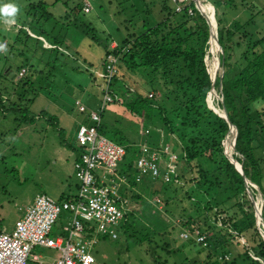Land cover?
Returning a JSON list of instances; mask_svg holds the SVG:
<instances>
[{"label": "trees", "instance_id": "1", "mask_svg": "<svg viewBox=\"0 0 264 264\" xmlns=\"http://www.w3.org/2000/svg\"><path fill=\"white\" fill-rule=\"evenodd\" d=\"M223 2L230 4L232 0H223ZM149 3L151 6H157L154 16L149 10L151 6L146 8L153 18L152 23L142 18L140 30L125 34L113 48L106 47L111 39L104 36L105 44L102 43L101 46L102 56L98 68L92 67L89 63H87L88 67L80 68L81 65L74 60L73 54L67 53L65 48L66 52L61 50L62 41L54 34L57 28V31H61L66 38L67 31L76 32L78 27H81V23L85 25V29L93 31L81 18H76L78 15L86 14L81 10L80 2L72 7H67V3L64 2L63 7L66 10L58 16H53L42 0L26 4L24 9L26 19L20 23V27L23 25L27 27L19 28L12 34L10 47L17 48L18 45H22L26 53L29 50L35 53V48L39 49L44 55V60L41 63L42 68L34 72L35 76L43 75V79L47 70L65 66L68 58L71 59L72 70H77L83 79L88 78V87L94 88L95 92L99 91L100 94L98 104L96 102L94 108L86 107V111L99 107L103 85H108V91L113 98L112 104L121 107L122 112L126 111L131 116L139 117L144 126L143 132L146 129H157L160 136L158 143H148L146 139L140 142L157 146L163 138L168 142L171 137L173 143L169 142V148L178 156L174 162L177 166L176 181L164 183L158 188L149 186L152 185L153 180L148 177L135 182L134 162L142 152L140 142L127 138L114 140L109 136L110 127L115 123L113 113L110 110L106 111L104 106L98 110L100 122L97 131L114 143L124 146L125 152L118 166V172L126 176L133 188V190L129 189L132 199L139 198L137 195L139 190L147 197L157 194L165 201L164 209L171 216L172 228L178 227L179 224L188 228H191L190 224L194 225L206 235L209 246L214 249L224 250L225 245L232 242V238L237 240L236 244L243 241L240 245L245 259L250 264H264V241L255 226L253 208L246 195L244 181L224 155V152L228 155L232 147L228 142L230 128L228 129L225 119L206 105V98L207 104L210 100L211 81L209 68L206 69L203 58L209 26L191 3L183 6L179 11L174 10L175 4L171 0H151ZM204 6L212 12L216 22L217 43L222 50L219 57V66L222 69L219 92L227 119L236 128L235 136L232 127L235 136L234 151L241 156L239 158L234 155L233 159L240 163L244 177L261 190L263 202L260 212V232L264 234V189L261 186V173L264 168V31L256 30L254 34L258 36L252 38L247 28V21L244 24L234 23V26L227 27L222 24L211 0L209 5L204 4ZM188 8L191 9L190 14L187 12ZM121 10L124 14V7ZM74 19L79 23L82 22L78 26L70 25V21ZM126 19L124 23L128 26L134 16L130 13ZM58 21L61 22L59 26H57ZM240 29V37L244 38L243 48L239 50L237 58L232 60L234 49L240 47L239 41L232 42V39ZM94 36H91L93 41H95ZM108 54L116 58L114 62L116 73L107 82L103 70ZM214 60L216 75L219 70L216 53ZM23 66L24 63L20 62L13 67L14 75L6 77L8 87L4 86V89L7 91L8 88L9 91L4 96L0 93V104H2L0 111H4L3 104L7 103L9 105L5 109L7 112L16 113L19 122L31 124L33 117H29L26 108L20 103L23 95L18 92L29 89L33 86V81L24 79L23 74L19 76L15 73L24 70ZM27 68L32 70V65H28ZM85 71H88L86 78L82 75ZM126 74H130L133 78L131 76L129 78ZM2 76L4 74H0V77ZM218 80L219 77L216 76L213 88H217ZM150 91L152 96L147 97ZM28 100L31 101V98ZM79 113L83 114V122L88 124L86 112ZM13 118L15 120V116ZM53 119L52 115L46 116L48 122ZM115 131L119 133L118 130ZM200 162L210 166L208 169H203ZM135 186H138L137 190ZM145 205L147 211L146 202ZM232 208H235L236 212H231L227 218H224V215L220 218ZM128 213L127 215L131 217L132 214ZM142 217L148 221L153 230L167 225L156 213H144ZM174 217H179L178 224L172 219ZM218 220L220 225L216 227L215 221ZM136 225L137 222L134 223L128 216L116 230L120 228L123 234L132 236L135 233L133 235L135 236L141 232L136 231ZM248 251L257 259H253ZM225 253L227 252L221 250L220 255ZM213 262L219 264L220 261Z\"/></svg>", "mask_w": 264, "mask_h": 264}, {"label": "rangeland", "instance_id": "2", "mask_svg": "<svg viewBox=\"0 0 264 264\" xmlns=\"http://www.w3.org/2000/svg\"><path fill=\"white\" fill-rule=\"evenodd\" d=\"M36 1L39 0H0V6L11 3L19 9L15 24H6L3 18H0V38H2L0 44L6 46L5 50L0 51V74H4V76L0 77V93L3 96L8 93L9 89L7 88V91L4 89V86L8 87V78L6 77L14 75L12 72L14 70L13 67L20 62L24 63L23 68L25 71L20 70L21 73L23 72V76L25 75L24 79L33 81V86L29 89H23V92H18L20 95H23L20 103L26 108L29 117H33L31 124L19 122L16 113L7 112L5 110L9 106L7 103L3 104L4 111H0V229H10L14 220L23 214L24 208L31 203L35 194L44 192V194L56 199L60 182L64 185L62 187H70V193L74 192L73 185L77 183L72 167L73 158L77 154V151L75 152L76 149L74 150V135L78 124L80 122L84 123L83 114L77 110L74 100L78 99L86 107L91 106L93 108L98 104V98L100 97L99 91L95 92L94 88L88 87V78L83 79V76L77 70H72L73 61L71 59L68 58L65 66L51 71L47 70L48 72L47 74L45 73L46 76L44 75L43 79V75L35 76L34 72L40 69V67L42 68L41 63L44 60V55H42L39 49L35 48V53H31L30 50L26 53L25 47L22 45H18L17 48L15 46L10 47L12 34L17 32L19 28L25 29L27 27L26 25L20 27V23L26 19L24 15L25 5ZM42 1L47 4V10L53 16H58L66 10L63 7L64 2L67 3V7H72L75 3H83L84 1L90 4L91 10L86 14L78 15L76 18H81L83 23L93 30L92 32L85 29V25L81 23L82 21L80 22L81 27H78L76 32H71V34L67 31L68 36L66 38L62 35L61 31H57V28L54 31L56 38L62 41L60 43L61 50L63 49V52L67 50V53L73 54L74 60L77 61L78 65H81L80 68L88 67L87 63L92 67H99L102 56L101 46L105 44L103 41L104 36L110 37L111 40L107 43L106 47L112 48L125 34L139 31L140 20L142 18L146 21H151L153 19L152 16H154L157 10V6L150 5L149 2L151 0ZM211 2L215 12L219 13L218 17L222 20L223 25L232 27L234 23L244 24L247 21V28L252 38L258 36L256 33L254 34L256 30L264 31V0H232L230 4L223 2V0H211ZM148 6H151L149 10L152 16L147 12L146 8ZM122 7L125 9L124 14L121 10ZM73 13L75 14V10H73ZM130 13L134 16V19H131L129 25L126 26L124 22L127 21L126 17H129ZM59 23L61 22L58 21L57 26H59ZM80 23L76 19L70 21V25L75 24L78 26ZM240 32L241 29L234 34V38L232 39V42L239 41L240 43V47L234 49L235 52L233 53L232 60L237 58L239 50L243 48L244 38L240 37ZM92 35H95V41L92 40ZM211 43L213 45L211 51L214 52L216 46L214 42ZM52 46L56 47L55 45ZM218 52L219 55H216V57L218 56L219 70L214 76L213 81L216 76L220 77L222 75V69L219 66L220 50ZM206 53L208 52L206 51ZM210 56L208 54V58L205 59L204 52L207 70V61L209 60V63L212 61ZM30 64L32 65V70L27 68ZM43 70H46V68H43ZM18 72L15 73L18 75ZM87 74L88 71L82 72L85 78ZM126 75L129 78L131 76L130 74ZM134 75L137 76L138 74L134 73ZM131 77L133 78V76ZM219 88V84L217 88L214 87L215 97L213 98L214 102L221 109L220 102H222V97L219 93ZM94 93L96 94L94 95ZM30 98L31 101L28 100ZM215 103L213 104L216 105ZM105 108L106 111L110 110L113 113V120H115L113 121L115 123L112 124L109 130V136H112L114 140L127 138L138 142L142 139H146L148 143L156 144L159 142L160 136L157 129H146L143 132L144 126L140 122L139 117L131 116L126 111L122 112L121 107L115 106L112 103L106 104ZM48 115L54 116L51 122L46 120V116ZM166 142L164 138L161 141L162 144ZM169 142L170 144L173 143L171 137H169L166 143L168 147L170 145ZM228 142L230 143L229 138ZM234 155L239 158L241 157L234 151L233 147L232 157ZM200 164H202L203 169H208L210 166L203 162H200ZM191 174L193 175V172ZM164 183L168 182L162 183V181L153 180L152 185L149 186L158 188L164 185ZM248 185V189L251 192L254 191L252 195L255 198L257 207L260 202L262 206L263 196L261 190L253 183ZM261 186L264 189V168L261 173ZM137 187L135 186L136 190L138 189ZM66 192L67 190L62 195L63 199L68 198L65 196L73 194L65 195ZM130 193L131 191L127 192V200L130 202L129 209L131 211L129 213L132 216L127 215V217L129 216L130 220L134 223L137 222L136 231L140 230L141 232L138 235L133 236L134 233L132 236H129L126 233L123 234L119 228V230L117 229L118 231L115 230V238H111L108 234L93 232L91 235H88L86 233L85 238L93 240L89 244V251L94 258L92 264H214V260H219V264H250L243 256L244 251L242 246L236 244L235 239L232 238V242L229 245H225L224 250L210 247L207 241L208 238L205 239L204 244L195 242L194 236L193 238L182 239L178 235L181 225H178L179 228L176 226V228H172L170 226L171 216L165 211V201L159 195L153 194V196L147 197L139 190L137 191L139 198L132 199ZM246 195L249 198L247 192ZM145 202L147 203V211H145ZM233 211L236 212V209L232 208L229 212L222 214L220 218L223 215L224 218H227ZM144 213H156L167 225L164 228L161 227L153 230L148 221L143 219L142 215ZM67 214L64 211L59 213L51 229L52 236L63 235L61 227L65 224L64 217ZM177 218L179 217L172 219H176L177 221ZM84 224L92 225L90 222ZM219 225V220L215 221V226L218 227ZM190 227L196 228V226L191 224ZM221 250L227 252L225 253L227 258L220 255ZM32 252L39 254L40 260L45 262L55 260L60 254L55 249L40 246H35Z\"/></svg>", "mask_w": 264, "mask_h": 264}, {"label": "built area", "instance_id": "3", "mask_svg": "<svg viewBox=\"0 0 264 264\" xmlns=\"http://www.w3.org/2000/svg\"><path fill=\"white\" fill-rule=\"evenodd\" d=\"M171 1L175 4V11L191 3L199 12L201 5H209L210 2V0ZM81 10L88 13L91 10L90 4L84 1ZM187 12L190 14L191 9L188 8ZM210 42L209 30L205 59L208 58V54L212 57ZM215 53L219 55L218 51ZM115 59L112 54H108L105 58L103 76L107 82L116 73ZM23 72L19 71L18 75H22ZM103 87L101 102L95 110L86 111L84 104L77 99L74 100L77 110L86 112L88 119V124L80 123L77 126L74 135L77 149L76 159L73 162L74 176L77 180L76 192L73 196L60 200L46 194H35L23 214L14 220L11 228L0 229V264H30L29 261L40 263V255L32 252L35 246L55 249L60 253L50 264H92L94 258L89 251V244L93 240L85 238V234L91 235L96 232L108 234L111 238L116 237V227L131 211L127 190L131 191L129 189L133 190V188L126 176L118 172V163L125 152L124 146L108 140L97 131L100 122L98 110L113 102L108 85ZM150 96H152L151 91L147 93V97ZM139 146L142 152L134 162L135 182H140L144 177L162 182L176 181L177 166L174 162L177 156L166 143L150 146L140 142ZM61 211L68 213L66 222L62 226L63 235L52 236V226ZM177 221L174 219V222ZM87 222L92 225H85L84 223ZM178 235L182 239L194 236L195 242L201 244H204L206 239V235L194 227L181 226ZM242 242L240 241L241 245ZM248 254L253 259H257L250 251ZM222 256L227 258L225 254Z\"/></svg>", "mask_w": 264, "mask_h": 264}, {"label": "water", "instance_id": "4", "mask_svg": "<svg viewBox=\"0 0 264 264\" xmlns=\"http://www.w3.org/2000/svg\"><path fill=\"white\" fill-rule=\"evenodd\" d=\"M199 10H200V9H199ZM200 13H201V15L205 18V20H206V22H207V24H208V26H209V30H210V38H211V40L214 41V42L217 44V46H218V48H219V50H220V53H222V50H221V48L219 47V44L217 43L216 29H215L216 26H215V22H214V19H213V15H212V13H211V17H209V15H207L206 13H204L202 10H200ZM220 77H221V76H220ZM220 77H219V80H218V84H219V86H220ZM209 78H210V80H213L211 77H209ZM212 85H213V82H211V88H210L209 92H210L211 90H213ZM209 92H208V93H209ZM207 96H208V94H207ZM206 102H207V98H206ZM220 103H221V109H222V111H223L222 114L219 113V112H217L215 109L210 108L208 104H207V107L210 108V109H211L213 112H215L216 114H218L220 117H222L223 119H225V120L227 121V123H228V129H229L230 127H233V129H234V131H235V136H236V128H235V127H234V126L228 121L227 116H226L225 109H224V107H223V104H222V102H220ZM234 140H235V139H234ZM224 155H225V157L229 160V162H231V163L233 164L234 168L238 171V173L240 174V176L242 177V179H243V181H244V185H245L246 192L248 193V196H249L250 202H251V204H252V206H253V217H254L255 226H256V228H257L259 234H260V237H261L262 240L264 241V237H263V235H262V234L260 233V231H259V219H260L261 206H260V207H257V204L255 203V198H253V195H252L251 190L248 189V186H249L248 184H250V182L244 177V175H243V173H242V170H241V165H240V163L236 162V161L233 159L232 156L227 155L225 152H224Z\"/></svg>", "mask_w": 264, "mask_h": 264}, {"label": "bare ground", "instance_id": "5", "mask_svg": "<svg viewBox=\"0 0 264 264\" xmlns=\"http://www.w3.org/2000/svg\"><path fill=\"white\" fill-rule=\"evenodd\" d=\"M200 9L206 13L207 15H209V17H211V12L209 10L206 9V7L204 5H201ZM211 42H214L211 40ZM210 42V46L212 47V43ZM215 46H216V50L214 49V52H213V56L211 57L212 61L209 63V60L207 61V65H208V68H209V72H210V75H211V78L214 79V76H215V71H214V65H213V60H214V54L215 52L218 50V46L217 44L214 42ZM212 49V48H211ZM215 97V94H214V90H211L210 91V100L208 102L209 106L213 109H215L217 112L219 113H223V111L217 106V104L214 102V98ZM213 103H215L216 105H214ZM229 139H230V143L232 144V147L230 148L229 150V156H232V150H233V147H234V139H235V136H234V132H233V129L232 127H230V136H229ZM259 228H260V219H259ZM261 231V229H260ZM261 234L263 235L264 237V234L261 232Z\"/></svg>", "mask_w": 264, "mask_h": 264}, {"label": "clouds", "instance_id": "6", "mask_svg": "<svg viewBox=\"0 0 264 264\" xmlns=\"http://www.w3.org/2000/svg\"><path fill=\"white\" fill-rule=\"evenodd\" d=\"M18 11L19 9L14 4H5L0 6V18H3L6 24H15ZM5 47V45L0 44V51L5 50Z\"/></svg>", "mask_w": 264, "mask_h": 264}, {"label": "crops", "instance_id": "7", "mask_svg": "<svg viewBox=\"0 0 264 264\" xmlns=\"http://www.w3.org/2000/svg\"><path fill=\"white\" fill-rule=\"evenodd\" d=\"M41 42H42V41H41ZM45 42H46V41H45ZM42 43H43V42H42ZM90 107H91V106H90ZM91 108H92V107H91ZM93 108H94V107H93ZM80 123H82V122H80ZM78 125H79V124H78ZM75 149H76V145H75V147H74V150H75ZM76 151H77V149L75 150V152H76ZM75 156H76V154H75ZM75 159H76V157L73 158V161H72V167H73V162H74ZM73 172H74V171H73ZM59 186H60V187H59V190H58V192H57V198H56V199H59V200H60V199H63L62 195H63V193L65 192V190H67V192H66L65 195H70V194L73 193L72 195H70V196H73L74 193L76 192L77 183H76V184L74 183V185H73V187H74V190H73V191H74V192H71V193H70V191H71V190H70V187H67V188L62 187V186H64V185H62L61 182L59 183ZM38 194H44V192H43V193H38ZM70 196H65V197H70ZM65 197H64V198H65ZM31 202H32V201H31ZM28 205H29V204H28ZM28 205H27V206H28ZM27 206H26V207H27ZM26 207H25V208H26ZM25 208H24V210H25ZM24 210H23V212H24ZM23 212H22V213H23ZM21 215H22V214H21ZM66 219H67V216L64 217V221H65V222H66ZM1 229H3V230H9V229H5V228H1ZM61 229H62V227H61ZM61 229H60V230H61ZM54 236H55V235H54ZM52 261H53V260H52ZM52 261H50V262L41 261L40 263L35 262V261H29V263H30V264H50Z\"/></svg>", "mask_w": 264, "mask_h": 264}]
</instances>
